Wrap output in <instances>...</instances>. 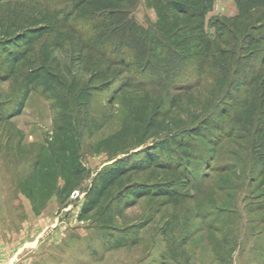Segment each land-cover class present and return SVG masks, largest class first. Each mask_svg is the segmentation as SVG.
Here are the masks:
<instances>
[{
    "label": "rangeland",
    "instance_id": "374dc122",
    "mask_svg": "<svg viewBox=\"0 0 264 264\" xmlns=\"http://www.w3.org/2000/svg\"><path fill=\"white\" fill-rule=\"evenodd\" d=\"M137 2L132 16L149 29L157 15L145 0ZM64 7L65 0H0V22L29 17L35 8L55 12ZM237 14L235 0L216 1L207 17V32L214 42L212 22ZM225 40L230 45L220 47L237 54L229 55L226 63H212L204 75L192 63L188 72L173 73L168 82L166 75L150 74L144 89L126 92L114 102L112 92L95 97L82 137L87 176L79 191L84 196L70 197L63 205L54 197L36 213L29 197L18 190L46 134L54 129L58 110L52 97L36 89L17 117L0 122V264H264V171L255 156L257 132L244 118V102L251 103L255 93L250 76L259 70L264 75V47L244 55L231 35ZM190 87L194 88L186 91ZM22 94L21 80L0 81L5 111L14 108ZM146 96L151 109L158 107L161 113L158 140L196 129L209 119L217 125L194 141L182 197L175 203L142 198L124 208L118 225L138 226L139 239L135 245L116 247L79 215L96 175L113 163L97 144L119 131L128 120L130 104L147 100Z\"/></svg>",
    "mask_w": 264,
    "mask_h": 264
},
{
    "label": "trees",
    "instance_id": "16d2710c",
    "mask_svg": "<svg viewBox=\"0 0 264 264\" xmlns=\"http://www.w3.org/2000/svg\"><path fill=\"white\" fill-rule=\"evenodd\" d=\"M137 1L65 0L60 11L35 8L29 17L0 22V81L21 80L23 88L14 108L5 111L0 102V122L17 117L36 89L52 97L58 110L54 129L46 134L30 173L18 184L36 213L54 197L65 204L82 188L87 176L82 137L97 95L112 92L114 102L126 92L144 89L148 75H166L168 82L171 74L188 72L192 63L202 75L212 63H226L229 55L237 54L219 45H230L225 40L228 35L240 43L244 55L264 47V0H235V17L212 22L217 42L207 32V17L217 0H145L158 18L149 29L132 16ZM105 47L108 50L101 54ZM250 77L255 93L251 103L244 102V118L257 132L260 144L255 156L263 172L264 75L259 70ZM146 99L130 104L122 128L97 144L113 163L96 175L79 215L80 221L96 227L103 240L116 247L135 245L139 239L138 226L118 225L124 208L134 207L142 198L175 203L182 197L194 141L217 125L209 119L196 129L158 140L161 113L158 107L151 109Z\"/></svg>",
    "mask_w": 264,
    "mask_h": 264
},
{
    "label": "built area",
    "instance_id": "2783aa9c",
    "mask_svg": "<svg viewBox=\"0 0 264 264\" xmlns=\"http://www.w3.org/2000/svg\"><path fill=\"white\" fill-rule=\"evenodd\" d=\"M83 196H84V194L81 195V192H80L79 190H77V191H75V192L72 194L71 198H72V199H77V198H79V197H83Z\"/></svg>",
    "mask_w": 264,
    "mask_h": 264
}]
</instances>
